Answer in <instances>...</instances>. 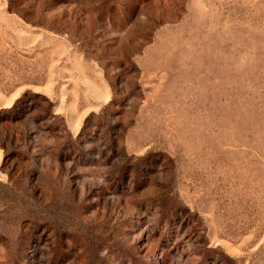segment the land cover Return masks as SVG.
Here are the masks:
<instances>
[{
	"label": "rangeland",
	"instance_id": "374dc122",
	"mask_svg": "<svg viewBox=\"0 0 264 264\" xmlns=\"http://www.w3.org/2000/svg\"><path fill=\"white\" fill-rule=\"evenodd\" d=\"M0 264H264V0H0Z\"/></svg>",
	"mask_w": 264,
	"mask_h": 264
}]
</instances>
